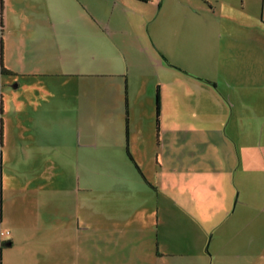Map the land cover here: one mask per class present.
Segmentation results:
<instances>
[{"label":"crops","instance_id":"obj_1","mask_svg":"<svg viewBox=\"0 0 264 264\" xmlns=\"http://www.w3.org/2000/svg\"><path fill=\"white\" fill-rule=\"evenodd\" d=\"M227 5L1 0L0 264H264V31ZM202 47L218 78L182 61Z\"/></svg>","mask_w":264,"mask_h":264},{"label":"rangeland","instance_id":"obj_2","mask_svg":"<svg viewBox=\"0 0 264 264\" xmlns=\"http://www.w3.org/2000/svg\"><path fill=\"white\" fill-rule=\"evenodd\" d=\"M114 6V10L115 11H119V12H129V13H139V12H143L146 13L145 15L149 14L154 7L151 5V3H147L144 5H137V4H124L120 1L117 2H112L110 4H108V7ZM264 6V2L263 0H231V5H227L225 6L222 11L224 13H227L228 16L232 17V19H234L235 21L233 22L234 27H240V28H244V24H255V26L259 27L260 29H262L264 31V10H263V14H261V8ZM109 9H112L109 8ZM261 15L263 16V18L261 19ZM230 22V21H228ZM230 24V23H229ZM201 26L204 30H207V32L210 31V37H214V34L216 32L215 28L213 27V24L210 22V20L201 19ZM248 27V26H247ZM130 30L132 31V26L129 27ZM205 43L209 46V40L208 37L205 40ZM144 46V48H141L140 46L134 51V53L136 55H138V57H136L137 59V64L141 65V64H146L148 66L146 67H136L134 76L140 77V74L143 75V78L145 81H147L148 83H151L152 87L151 90H153L154 92V87L155 85H157L156 83V79L160 76L158 75L159 73V68L157 67L156 64L152 65V62L150 61H144L148 58V56L150 57L151 55V51L149 49L148 46L142 44ZM213 47V46H212ZM190 55L195 56V60L193 61L192 59H190L189 53L187 51L185 57L183 58V62L188 66L187 68L190 69L191 71H193L194 73H196L197 75H200L199 77H203V76H208V77H215L218 78L219 76V68L217 67V62L214 60V54L212 53V50L209 48H198V50L196 52H190ZM144 58V59H143ZM143 59V61H141ZM170 68H177V69H181L178 66H174L173 64H170ZM134 68V67H133ZM184 70V69H183ZM138 72V74H137ZM142 77V76H141ZM0 93L6 90H11L10 86H7L5 84H12L13 80L11 76H7V75H0ZM161 81V80H160ZM154 85V87H153ZM153 100H154V94H153ZM152 100V103L154 102ZM254 105L256 108L259 107L261 109H264V98H257L253 100ZM170 106H173V100L171 99L169 101ZM252 104H250L249 106H251ZM251 106V107H253ZM0 119H1V110H0ZM167 116H165V122H166ZM169 122L171 123V125L175 126V123H178V121H174L173 117H169ZM172 128V127H171ZM218 128H219V122H218ZM173 132V131H171ZM172 138V136H171ZM177 138V137H176ZM200 138H204L203 135L201 134L200 131H189V132H185L183 133V136L177 138L180 141H186V142H191V141H195V140H199ZM174 139V138H172ZM188 144L187 146L181 147V148H177L174 151H172L170 154L171 156L174 157H180L183 158L186 156L190 157L193 156V150L191 144ZM202 154L204 155V153L202 152ZM207 165H208V159H207ZM188 181V185L192 186L191 180L189 178H184L182 177L180 180L183 182L184 180ZM257 193L250 195L249 197H257ZM252 201V200H250Z\"/></svg>","mask_w":264,"mask_h":264},{"label":"trees","instance_id":"obj_3","mask_svg":"<svg viewBox=\"0 0 264 264\" xmlns=\"http://www.w3.org/2000/svg\"><path fill=\"white\" fill-rule=\"evenodd\" d=\"M143 1V0H141ZM1 32H2V24H1V0H0V74H8L10 73L7 69H5L2 64H1V45H2V41H1ZM155 111L157 113L158 111V96L157 93L155 94ZM125 122H126V118H125Z\"/></svg>","mask_w":264,"mask_h":264},{"label":"built area","instance_id":"obj_4","mask_svg":"<svg viewBox=\"0 0 264 264\" xmlns=\"http://www.w3.org/2000/svg\"><path fill=\"white\" fill-rule=\"evenodd\" d=\"M3 234V232H0V235H2Z\"/></svg>","mask_w":264,"mask_h":264}]
</instances>
